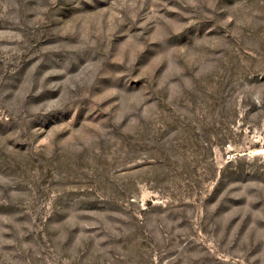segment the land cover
<instances>
[{"label":"rangeland","instance_id":"374dc122","mask_svg":"<svg viewBox=\"0 0 264 264\" xmlns=\"http://www.w3.org/2000/svg\"><path fill=\"white\" fill-rule=\"evenodd\" d=\"M0 264H264V0H0Z\"/></svg>","mask_w":264,"mask_h":264}]
</instances>
